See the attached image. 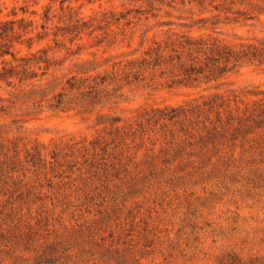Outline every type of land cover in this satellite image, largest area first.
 Returning a JSON list of instances; mask_svg holds the SVG:
<instances>
[{
	"label": "rangeland",
	"instance_id": "374dc122",
	"mask_svg": "<svg viewBox=\"0 0 264 264\" xmlns=\"http://www.w3.org/2000/svg\"><path fill=\"white\" fill-rule=\"evenodd\" d=\"M23 4L0 0L2 15ZM45 6L57 17L44 38L34 36L31 47L16 43L15 51L24 56L45 48L52 66L23 84L0 82V264H37L38 253L55 239L68 247V264H114L123 256L138 264H264V127L245 139H226L207 158L212 146L201 148L180 124L147 121L159 108L201 102V95L215 92L243 113L264 100V66L245 63L211 91L168 87L158 69H141L137 80L121 75L154 42L178 34L232 44L264 39V0L202 6L194 0H71L64 11L59 2H29V11L40 15L26 14L37 21L26 37L43 31ZM71 14L90 26L73 42L75 33L62 30L73 23ZM95 66L119 74L109 85L110 101L87 109L49 106L69 77L84 78L81 71ZM112 117L121 119L113 127ZM115 126L123 127L122 139ZM173 136L184 140L180 155ZM96 140L102 142L94 147ZM37 146L43 159L33 165Z\"/></svg>",
	"mask_w": 264,
	"mask_h": 264
},
{
	"label": "trees",
	"instance_id": "16d2710c",
	"mask_svg": "<svg viewBox=\"0 0 264 264\" xmlns=\"http://www.w3.org/2000/svg\"><path fill=\"white\" fill-rule=\"evenodd\" d=\"M24 4L19 8L14 7L11 14L2 15L0 9V57L3 58V66L0 69V82L15 86L17 83H25L27 80L35 79L38 76V70H42V75L47 74L53 64L48 50L41 48L38 51L30 52L24 56H18L15 51L16 43L29 42L34 36L44 38L42 32L48 30V23L53 21L56 14H50L52 7L45 6L41 19V28L36 35L26 37L34 33L37 27H34V19L27 20L26 14L31 13L35 16L40 15L37 9L29 11V2L39 4L42 0H23ZM59 2L60 9L64 11V4L71 0H50ZM206 0H194L197 5H204ZM213 1V0H212ZM226 1V0H224ZM69 8V5L67 6ZM10 15L12 16L10 18ZM252 18V17H248ZM59 20H63L59 16ZM71 25H66L62 30L64 33H75L71 38L73 42L89 26V22L83 17L73 20V15L69 17ZM57 36L58 33H55ZM64 35V34H62ZM11 56L16 64L6 57ZM19 61V62H18ZM90 61H84L83 64ZM248 63L257 66H264V39L252 38L251 40H242L239 43H229L214 36H194L191 33L178 34L163 43L154 42L144 57L139 61H131L128 65V71L122 69L123 78L132 77L137 80L142 74L141 69L151 68L160 70L161 75H166V85L168 87L185 86L190 88H200L206 85L203 90L211 91L220 89L226 82V75L235 68ZM85 74L84 78H77L72 75L66 81V86L54 94L49 106L53 109L66 110L74 105L87 109L89 106L99 105L102 100L110 101L109 85L118 80L119 74L110 75L98 71V66L81 71ZM33 86H39L41 79H37ZM122 86L113 87V90H119ZM75 91L77 94L70 96ZM201 102H191L179 106H166L156 110V114L147 119H154L155 122L163 121L166 126L168 123L180 124L183 135L195 137L201 148H207L204 155H208L216 146L222 144L226 139L236 141L240 137L245 139L246 135L253 133L256 128L264 127V100L255 102L252 107L247 108L240 113L239 108L231 107V99L225 93L215 92L209 95H201ZM235 100V99H234ZM84 109V110H85ZM215 114V119L211 115ZM111 126L117 125L121 120L119 117L110 119ZM143 125V122L139 123ZM123 127L115 126L116 139H122L121 130ZM114 139V141L116 140ZM102 141L92 142L94 147L100 146ZM171 143H174V152L180 155L184 150V140H177L172 137ZM36 153L32 156L33 165H38L42 161L41 149L35 148ZM52 157L57 158L59 151L52 152ZM210 160V159H209ZM30 239V236L28 237ZM68 247L63 241L52 240L43 249L42 253L36 256L37 264H68ZM121 257V256H120ZM222 264H233L232 261L221 262ZM114 264H138L124 258L122 261H116Z\"/></svg>",
	"mask_w": 264,
	"mask_h": 264
}]
</instances>
